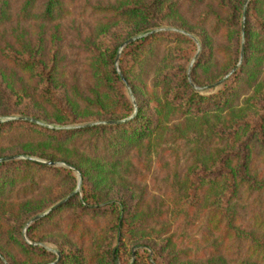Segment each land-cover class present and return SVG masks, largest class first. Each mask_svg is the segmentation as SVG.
I'll return each mask as SVG.
<instances>
[{
  "label": "trees",
  "instance_id": "16d2710c",
  "mask_svg": "<svg viewBox=\"0 0 264 264\" xmlns=\"http://www.w3.org/2000/svg\"><path fill=\"white\" fill-rule=\"evenodd\" d=\"M79 1L0 0V28L9 21L62 20ZM244 3L207 0L193 24L185 16L193 13L185 11L186 0L85 3L82 11L96 21L84 41L93 93L87 98L76 95L94 110L95 119L120 120L135 112L129 84L137 112L123 123L72 128L19 119L0 123V139L7 132L10 143L0 149V157L35 155L63 161L79 169L83 178V198L77 193L33 222L28 242L22 234L25 224L70 195L76 174L28 159L0 162V264H7L3 258L9 264L54 261L53 252L32 242L60 227L66 238L56 264H117L134 246L142 248L134 264H264V0L250 1L243 35ZM166 18L187 30L194 24L205 26L195 29L203 51L191 80L193 52L186 46L196 43L179 32L159 31L137 38L121 52L126 84L115 66L122 44ZM243 38L241 66L216 88L210 87L237 66ZM26 47L24 42L0 46L7 64L38 82L35 92H18L28 102L20 114L42 118L46 108L66 115L59 122H82L68 103L54 41L49 47L42 41ZM10 99L0 86V115L14 112ZM165 131L176 142L192 144L187 169H178L177 157L163 186H139L144 164L141 160L135 166L127 158L134 150L149 149ZM69 210L72 215L60 225L58 218ZM194 231L198 233L190 235Z\"/></svg>",
  "mask_w": 264,
  "mask_h": 264
},
{
  "label": "rangeland",
  "instance_id": "374dc122",
  "mask_svg": "<svg viewBox=\"0 0 264 264\" xmlns=\"http://www.w3.org/2000/svg\"><path fill=\"white\" fill-rule=\"evenodd\" d=\"M108 1L109 0H80L79 4L77 5V8L74 10V12L71 15H68L66 18L53 22V23L40 22V21H27V22L9 21L8 23H6L0 28V46H4V44L10 43L18 47L19 42L21 43L24 42V44L26 46L28 45V48H30V45L38 44L39 42L42 41L46 47H49L51 44V41H54L55 46L60 50L59 56H60V59L62 60L61 69H62V72L65 73L62 80L65 83L66 89L69 91V98H71V101L68 100V103H70V106L73 103L72 105L75 110L74 114L76 115L78 114L77 118L82 122H76V123L59 122L61 121V120H58L60 119V116L62 115V117L65 118L66 115L62 113L61 115L59 114L60 116H58L56 112L53 113L51 109H46V108L45 109L43 108L42 114L44 116L42 118H38V117H35V118H38L45 123H50L57 128H61V127L72 128V127L83 126L85 124L95 123L99 121H107V120H102V119H95L94 110L87 108L86 104L81 101L80 99L81 97L79 98L76 95V93L78 92L79 94H81L80 96H86V98L89 96H92V93H93L91 89L92 88L91 81L88 79V73H87L88 64L90 62V55L89 53L86 52L84 41H86V39H88V37L92 34L93 29H94V24L96 23V21H94V16L91 15L89 11L88 12L82 11V8L85 6V3H92V4L96 2L107 3ZM246 1H248V5H247V13H248V7H249V3L251 0H245L244 6L246 4ZM111 2H113V0H111ZM12 5L15 6L14 1ZM207 6H208L207 0H186L185 11L186 10L193 11V13H189L188 15L185 14V16L189 18L188 24L195 23V20L198 19V16L202 13V10H204ZM246 19H247V15H246ZM170 20L171 18L163 19L161 21L160 26L153 27L135 36L145 34V33L150 34V32L153 30L164 29V28H179V29L185 30L186 33L192 34L195 37V39L188 36L185 33H182L188 36L189 38H191L196 43V46H191V45L186 46V49L188 50V52L190 53L193 52V56L188 65V71H189L191 64H193L191 68V71H192L196 61L199 59L203 51L202 39L199 36V33L195 29L197 27L198 28L201 27L205 29V26L194 24L196 27L193 25V28L188 27L190 30L189 29L187 30V28L184 29V28L178 27L177 25H171V23L169 24V22H171ZM242 21H243V26H244V9H243V20ZM245 23H246V20H245ZM173 32H177V31H173ZM243 45H244V38H243L242 48H243ZM197 54L198 56L196 58ZM219 58H220L219 56L214 57L215 61L219 60ZM115 66H116L117 71H118V68L121 71L119 63L117 65V59H116ZM227 75H225V77ZM28 76L29 75L27 73L24 74V72H21L20 70L13 68L11 65L7 64L6 61L3 60V58L0 57V86L4 88L7 93L11 94L10 104L13 107L12 112L14 111L13 113H10V114L0 115L1 118L5 119L4 122L15 120V119L11 120L9 118L25 116L23 114H20L19 111L23 108V105L28 102L26 101L25 98L22 99L19 96L18 92H23L27 88L30 92L33 93L35 92L36 86L38 84L37 81L31 82ZM222 80L220 82H216L210 85V87L216 88L218 84L222 82ZM127 87L129 89V94H130L132 101L135 100L136 106H137L136 97H135V94L133 93L131 86L128 84ZM202 93H210V91H202ZM17 100L19 101V103L17 102ZM22 102L24 103L22 104ZM7 108L8 106H5L2 103L1 109L5 111L7 110ZM132 115L126 118H129ZM28 117H34V116H28ZM62 123H67V124H62ZM99 125H109V124H99ZM8 136H9V133L6 132L4 136L0 139V149L4 147H9L10 143L8 142ZM191 146L192 144L189 141L188 142H182V141L176 142V140L170 137L169 131H165L164 135H162L158 140L154 141V143L150 145L149 149H147V147H142V149L140 150L132 151L131 155L128 156L127 160L129 159V161L133 163L135 166H137L139 162H141V160L144 164L143 166H141L143 168L141 171H143L144 180L138 183L139 186H148L150 189H156L159 186H163L165 182L168 181L166 180V175L172 174L174 172V169L176 167L175 159L177 157L180 159L178 163V169L184 172L188 166L187 164H185L186 155H188V150L189 148H191ZM29 156H33L40 160L50 161V160H47L45 158L35 156V155H29ZM56 162H60L61 164L55 167H64V168L71 169L65 166L66 162H63V161H56ZM126 163H124L126 167L130 166L129 163L127 166ZM71 170H73L76 174L77 184L74 189L76 190L79 180L81 179L83 181V178H82V175L79 169H77L79 172H77L74 169H71ZM82 191H83V188L81 185V189L78 192L80 195V199L83 198ZM68 196L69 195H66L62 199L55 202L52 206L45 208L44 210L37 213L36 215L48 211L51 207H53L55 204H57L61 200L67 198ZM71 215H72V211L70 210L62 213L60 215V218H58L59 224L61 225L62 221L69 218ZM99 220L102 221V219L100 218ZM28 222L25 224L22 230V234L25 240L28 239L27 232H26V236L24 235V229L27 226ZM196 233L198 232L194 231L190 233V235H195ZM65 238H66V233L64 229L60 227L57 231L52 230L50 233H48L45 239H43L42 241L32 242V243L33 245L44 247L47 250L53 252L56 255V259L50 262V263H53L58 259V254L56 251L61 252L60 244L61 242H63ZM73 240H75V238H73ZM129 250H130L129 252L125 253L124 255L125 257L122 261L117 258V264H134L137 258V251L141 253L142 248L140 246H134V247H129ZM149 252H150V258H151V256L153 255V252L151 251V249H149ZM0 256L2 255L0 254ZM3 259L5 260L7 264H9V262L5 258ZM150 261H153V259H151ZM50 263H47V264H50Z\"/></svg>",
  "mask_w": 264,
  "mask_h": 264
},
{
  "label": "water",
  "instance_id": "95a60500",
  "mask_svg": "<svg viewBox=\"0 0 264 264\" xmlns=\"http://www.w3.org/2000/svg\"><path fill=\"white\" fill-rule=\"evenodd\" d=\"M247 5H248V1H246V4L244 6V26H243V35L245 33V20H246V15H247ZM158 31H177V32H180V33H185L187 34L188 36L192 37L195 39V37L190 34V33H186L185 30L183 29H179V28H164V29H158V30H153L151 31L150 33L152 32H158ZM149 33H145V34H141V35H138V36H134L128 40H126L122 46H121V49L118 51V55H117V65L119 63V59H120V56H121V52H122V49L127 46L129 43L133 42L134 40H136L137 38H140L144 35H148ZM244 45H243V48H242V53H241V59H240V62L238 64L237 67H235L222 81H224L226 78H228L230 75H232L236 69L241 65L242 61H243V55H244ZM198 54L196 55V58H197ZM192 65L190 66V69H189V77H190V80H191V68H192ZM118 73L120 74V76L122 77L123 81L127 84L126 82V79L123 77L121 71L119 70L118 68ZM128 86V84H127ZM134 101V104H135V113L129 117V118H125V119H120V120H107V121H99V122H95V123H90V124H85L83 126H89V125H96V124H118V123H123L131 118L134 117V115L136 114L137 112V106H136V102L135 100ZM9 119H19V120H27V121H30V122H33V123H36V124H39V125H43V126H46V127H55L53 126L52 124L50 123H45L43 121H41L40 119L38 118H35V117H28V116H18V117H13V118H9ZM5 119L4 118H1L0 117V123L1 122H4ZM80 127V126H78ZM17 159H28V160H34V161H38V162H41V163H44L46 165H49V166H57V165H60L61 163L60 162H56V161H45V160H40V159H37L33 156H29V155H12V156H5V157H0V162H6V161H11V160H17ZM65 166L66 167H69L71 169H74L76 170L77 172H79L75 166L69 164V163H65ZM81 185H82V180L80 179L79 182H78V186L76 188V190H74L67 198L61 200L60 202H58L57 204H55L53 207H51L48 211L46 212H43L41 214H38L36 215L35 217H33L27 224V226L25 227L24 229V235L26 236V232H27V229L28 227L35 221L43 218L44 216H46L47 214H49L51 211L55 210L57 207H59L60 205L64 204L65 202H67L71 197H73L75 194H77L80 189H81ZM28 242H31L30 240L27 239ZM57 254H58V259L53 262V263H50V264H56L58 262V260L60 259L61 257V252L60 251H56Z\"/></svg>",
  "mask_w": 264,
  "mask_h": 264
}]
</instances>
